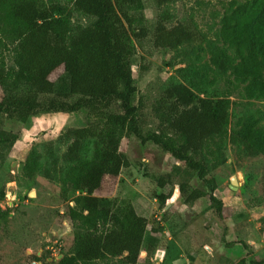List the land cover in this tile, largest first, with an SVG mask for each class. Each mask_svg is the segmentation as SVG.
Here are the masks:
<instances>
[{
    "label": "trees",
    "instance_id": "16d2710c",
    "mask_svg": "<svg viewBox=\"0 0 264 264\" xmlns=\"http://www.w3.org/2000/svg\"><path fill=\"white\" fill-rule=\"evenodd\" d=\"M168 2L156 0V6ZM143 9V0H0V122L6 117L26 123L38 114H71L81 109L89 114L86 126L68 128L56 140L65 148L63 156L75 162L65 173L73 193H80L71 219L82 218L87 226L85 232L75 234L73 253L60 264H93L118 257L136 264L142 252L154 254L158 240L152 233L161 229H153L145 241L147 220L129 201L93 195L105 178H116L129 167L120 151L124 138L151 142L180 163L164 177H155L160 189L172 185L175 178L185 205L209 196L208 210L216 218L222 216L213 181L195 156L207 139L226 136L229 102L199 100L198 106L190 108L196 99L182 88L174 103L160 112L157 130L142 133L138 108L132 104L137 87L131 68L137 46L151 33L155 50H174L197 35L187 23L168 26L170 15L165 12L158 14L150 32ZM74 15L84 23H73ZM220 38L234 53L235 64L228 61L230 72L243 86L245 98L264 100V0L233 7L222 18ZM57 70L61 73L52 80ZM111 102L117 104V112L107 111ZM16 140V134L0 128V163ZM85 140L93 142L89 161L79 160ZM232 141L250 156L264 154V129L253 117L238 122ZM193 177L199 186L189 191L188 180ZM13 179L8 173L4 193ZM173 192L171 186L168 193L154 196L162 210ZM231 264H246V260Z\"/></svg>",
    "mask_w": 264,
    "mask_h": 264
},
{
    "label": "rangeland",
    "instance_id": "374dc122",
    "mask_svg": "<svg viewBox=\"0 0 264 264\" xmlns=\"http://www.w3.org/2000/svg\"><path fill=\"white\" fill-rule=\"evenodd\" d=\"M247 1L170 0L157 7L156 0H143L150 32L158 14L165 12L170 15L168 26L187 23L197 35L174 50H155L151 33L137 46L131 68L137 87L132 104L138 108L142 133L157 130L160 112L174 103L182 88L196 99L190 108L198 106L199 100L217 99L227 100L229 107L226 136L207 139L195 156L204 162L213 194L222 202L220 219L208 210L209 196L189 206L179 194L171 200L178 190L175 178L165 189L154 183L171 172L174 164L180 165L169 154L133 136L121 140L120 151L129 167L116 178H105L93 195L129 201L147 220L145 241L153 229H161L152 233L158 240L154 254L142 252L136 264H231L239 259L264 264V154L250 156L232 141L238 122L247 117L264 129V100L245 98L243 86L230 72L228 61L235 64L234 53L220 38L223 16ZM71 21L84 23L77 15ZM60 73L55 71L51 79ZM117 110L114 102L107 108L108 112ZM88 115L87 109H81L71 114H38L26 123L1 119L0 128L16 134L17 140L4 151L0 163V264H60L73 253L75 234L87 230L82 218L71 219L74 199L80 193H73L65 173L75 162L63 156L65 148L56 140L68 128L86 126ZM92 152V140L83 141L79 160L89 161ZM8 173L14 179L4 193ZM232 177L236 178L234 191L229 188ZM171 186L173 196L162 210L154 196L168 193ZM188 186L189 191L197 188L199 180L190 178ZM93 264L126 263L118 257Z\"/></svg>",
    "mask_w": 264,
    "mask_h": 264
},
{
    "label": "water",
    "instance_id": "95a60500",
    "mask_svg": "<svg viewBox=\"0 0 264 264\" xmlns=\"http://www.w3.org/2000/svg\"><path fill=\"white\" fill-rule=\"evenodd\" d=\"M230 183H231V185L229 186V188H230L231 190L234 191V190L236 189V188L234 187V186L236 185V178H235V177H232ZM8 194H9V195H12V191H11V189H9V188H8ZM178 194H179V192H178V190L176 189V190H175V194H174V196L171 198V200H174V197H176ZM30 197H31V196H30Z\"/></svg>",
    "mask_w": 264,
    "mask_h": 264
}]
</instances>
